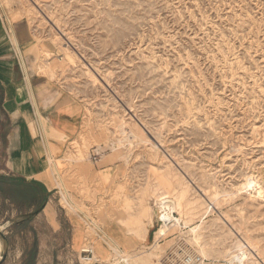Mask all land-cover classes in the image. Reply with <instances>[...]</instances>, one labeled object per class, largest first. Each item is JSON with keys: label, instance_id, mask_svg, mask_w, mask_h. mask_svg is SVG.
<instances>
[{"label": "rangeland", "instance_id": "374dc122", "mask_svg": "<svg viewBox=\"0 0 264 264\" xmlns=\"http://www.w3.org/2000/svg\"><path fill=\"white\" fill-rule=\"evenodd\" d=\"M0 5L48 46L38 73L81 104L49 174L60 220L83 231L77 252L42 251V222L23 216L0 235L1 264H174L169 256L186 254L200 264H264V0ZM94 148L104 150L96 162ZM163 197L179 202L180 222L159 234ZM107 221L146 226L148 239L131 251L109 243L105 258L95 250L83 260L85 239L94 247Z\"/></svg>", "mask_w": 264, "mask_h": 264}, {"label": "crops", "instance_id": "0c3cea01", "mask_svg": "<svg viewBox=\"0 0 264 264\" xmlns=\"http://www.w3.org/2000/svg\"><path fill=\"white\" fill-rule=\"evenodd\" d=\"M6 29L0 20V213L5 209L0 231L7 234V228L33 214L42 222L34 226L42 251L77 252L83 231L59 218L49 159L58 160L66 140L75 136L82 107L52 77L38 73V53L49 48L34 40L28 19L10 20ZM35 46L40 50L33 52ZM148 235L149 230L143 238L135 229L107 221L93 243L96 254L105 258L109 243L131 251Z\"/></svg>", "mask_w": 264, "mask_h": 264}, {"label": "built area", "instance_id": "2783aa9c", "mask_svg": "<svg viewBox=\"0 0 264 264\" xmlns=\"http://www.w3.org/2000/svg\"><path fill=\"white\" fill-rule=\"evenodd\" d=\"M4 11L5 10H3V8L0 5V20L5 25V28L8 29L10 19L8 18L7 14ZM103 153H104L103 149L94 148L93 151L91 152L90 157H91L92 161L96 162L99 160V158L101 157V155ZM81 255H82V259L85 261H92L94 259V256H95L94 247H93L92 243L90 242V240L85 239V247L82 248ZM175 261H174L175 264H178V263L179 264H200L203 262V258L199 255H193V254L187 255L186 254L185 256L182 257V259L179 262H177V260H175ZM96 262L97 261H94V263H96ZM121 262H125V260L121 259Z\"/></svg>", "mask_w": 264, "mask_h": 264}, {"label": "bare ground", "instance_id": "6f19581e", "mask_svg": "<svg viewBox=\"0 0 264 264\" xmlns=\"http://www.w3.org/2000/svg\"><path fill=\"white\" fill-rule=\"evenodd\" d=\"M56 180V179H55ZM248 182V186L247 187H251L252 184H254L255 186L257 185V188L259 189L258 187V184L256 183V181H254V179L252 178H248L247 180ZM246 186V185H245ZM244 187V186H243ZM257 189V190H258ZM261 190V189H260ZM161 204H162V209L160 210L159 212V217L160 219L164 222V224L162 225V227L160 228L159 230V234H164L166 232V230H168L170 228L169 226V221L171 220H174L176 221L177 224H179L180 222V219L179 218H176L175 215L173 214L174 212V209H176L177 207H179V202L176 203L174 200L168 198V197H163L162 200H161ZM168 222V223H167ZM146 225V224H145ZM148 228L145 226L143 227L142 229V226L140 228H138L137 231H140L139 233H141V235H143V238H144V234L147 232ZM195 230V229H193ZM153 246L156 245V243H153L152 244ZM83 248V247H82ZM251 248V247H250ZM252 249V248H251ZM180 250V249H179ZM189 251V250H188ZM94 254H95V247H94ZM176 254L177 255H182V253H178L176 251ZM124 259V258H123ZM128 260V258H126ZM168 259L172 262H174L176 259L175 257L173 258V256H169ZM167 259V260H168ZM126 261V260H125ZM175 264V262H174Z\"/></svg>", "mask_w": 264, "mask_h": 264}, {"label": "water", "instance_id": "95a60500", "mask_svg": "<svg viewBox=\"0 0 264 264\" xmlns=\"http://www.w3.org/2000/svg\"><path fill=\"white\" fill-rule=\"evenodd\" d=\"M0 235L2 236V237H4L5 238V235H4V233L3 232H1L0 231ZM6 257H7V253H4V255H3V257H2V259L0 260V264L6 259Z\"/></svg>", "mask_w": 264, "mask_h": 264}, {"label": "trees", "instance_id": "16d2710c", "mask_svg": "<svg viewBox=\"0 0 264 264\" xmlns=\"http://www.w3.org/2000/svg\"><path fill=\"white\" fill-rule=\"evenodd\" d=\"M36 244V243H35ZM36 253V247H33V250L31 252V258H30V261L34 259V255Z\"/></svg>", "mask_w": 264, "mask_h": 264}]
</instances>
